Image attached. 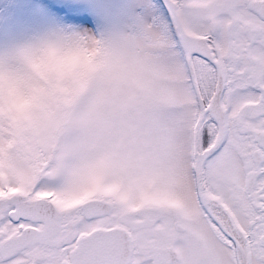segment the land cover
Listing matches in <instances>:
<instances>
[{
    "label": "snow or ice",
    "instance_id": "obj_1",
    "mask_svg": "<svg viewBox=\"0 0 264 264\" xmlns=\"http://www.w3.org/2000/svg\"><path fill=\"white\" fill-rule=\"evenodd\" d=\"M123 13L179 36L199 93L183 128L190 187L164 173L142 206L85 204L45 153L0 134V264H169L165 249L189 235L196 264H264V0L195 21L180 0H126Z\"/></svg>",
    "mask_w": 264,
    "mask_h": 264
},
{
    "label": "clouds",
    "instance_id": "obj_2",
    "mask_svg": "<svg viewBox=\"0 0 264 264\" xmlns=\"http://www.w3.org/2000/svg\"><path fill=\"white\" fill-rule=\"evenodd\" d=\"M125 3L95 31L53 23L0 36L3 135L45 153L85 204L142 206L164 173L186 187L183 147L162 118L158 61Z\"/></svg>",
    "mask_w": 264,
    "mask_h": 264
},
{
    "label": "flooded vegetation",
    "instance_id": "obj_3",
    "mask_svg": "<svg viewBox=\"0 0 264 264\" xmlns=\"http://www.w3.org/2000/svg\"><path fill=\"white\" fill-rule=\"evenodd\" d=\"M183 4V13L187 20L195 21L198 18L206 17L209 12H214L218 15H223L227 11V6L231 0H180ZM196 27L195 24L192 25ZM162 33L167 34V43H169L172 54L175 56L168 59V73L163 83L164 91L161 88V102L163 105L162 118L168 123L170 130L175 134L177 139L183 146L186 137L183 128L185 123L193 122V118L197 109V96L194 78L191 75V69L188 66L186 58L181 56L180 50L176 44L179 36H173L167 31V28L159 29ZM187 35L195 40L197 32L192 31ZM171 69L176 75H171ZM204 82L201 81L199 88L202 89ZM182 155L188 160L187 154L183 151ZM186 186L190 187L191 176L188 165L185 168ZM182 234L184 230L178 228ZM187 235V234H185ZM164 256L169 261V264H196L201 259L202 252L194 235H189L188 239H180L176 242L175 247L170 250L165 249Z\"/></svg>",
    "mask_w": 264,
    "mask_h": 264
},
{
    "label": "rangeland",
    "instance_id": "obj_4",
    "mask_svg": "<svg viewBox=\"0 0 264 264\" xmlns=\"http://www.w3.org/2000/svg\"><path fill=\"white\" fill-rule=\"evenodd\" d=\"M72 3L75 7H69L67 0H0V36L5 31L17 32L53 23L95 31L98 19L110 16L119 0H72ZM142 37L156 56L164 91L162 84L168 73L167 61L175 57L169 50L167 34L150 28L147 32L142 31ZM173 74L176 75L171 69L170 76ZM0 134H3V129H0Z\"/></svg>",
    "mask_w": 264,
    "mask_h": 264
}]
</instances>
